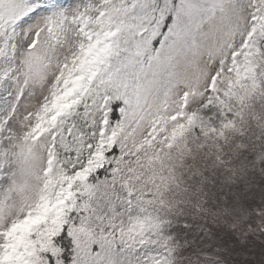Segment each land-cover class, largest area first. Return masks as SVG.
<instances>
[{
	"label": "snow or ice",
	"instance_id": "1",
	"mask_svg": "<svg viewBox=\"0 0 264 264\" xmlns=\"http://www.w3.org/2000/svg\"><path fill=\"white\" fill-rule=\"evenodd\" d=\"M0 264H264V0H0Z\"/></svg>",
	"mask_w": 264,
	"mask_h": 264
}]
</instances>
